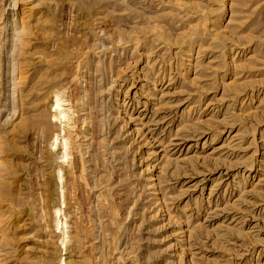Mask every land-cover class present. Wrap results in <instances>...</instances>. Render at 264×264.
Segmentation results:
<instances>
[{"label": "rangeland", "instance_id": "rangeland-1", "mask_svg": "<svg viewBox=\"0 0 264 264\" xmlns=\"http://www.w3.org/2000/svg\"><path fill=\"white\" fill-rule=\"evenodd\" d=\"M0 264H264V0H0Z\"/></svg>", "mask_w": 264, "mask_h": 264}]
</instances>
